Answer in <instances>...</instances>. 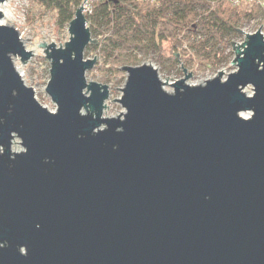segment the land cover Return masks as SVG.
Here are the masks:
<instances>
[{"label":"water","instance_id":"obj_1","mask_svg":"<svg viewBox=\"0 0 264 264\" xmlns=\"http://www.w3.org/2000/svg\"><path fill=\"white\" fill-rule=\"evenodd\" d=\"M86 1L63 47L38 44L55 111L0 24V264H264V34L232 42L235 70L200 85L123 66V112L104 117L108 86L85 78Z\"/></svg>","mask_w":264,"mask_h":264},{"label":"trees","instance_id":"obj_2","mask_svg":"<svg viewBox=\"0 0 264 264\" xmlns=\"http://www.w3.org/2000/svg\"><path fill=\"white\" fill-rule=\"evenodd\" d=\"M36 1L55 11L57 21L70 22L83 0ZM87 6V26L98 42L85 51H96L112 75L138 65L141 57L171 76L183 68L214 71L230 62L242 21L264 16L261 4L228 0H89Z\"/></svg>","mask_w":264,"mask_h":264},{"label":"rangeland","instance_id":"obj_3","mask_svg":"<svg viewBox=\"0 0 264 264\" xmlns=\"http://www.w3.org/2000/svg\"><path fill=\"white\" fill-rule=\"evenodd\" d=\"M6 9L8 10L10 17L9 19H4V23L18 31L19 36L22 37L24 48L32 53L30 58L24 63L21 62L18 56L13 57L14 66L21 74L24 83L33 89L36 100L49 111H55L56 106L45 91L49 79L50 62L46 58L43 51L44 48L38 44L45 43L48 45L53 42L56 47H63L64 42H67L70 38V34L68 33L69 22L57 21L55 11L39 4L36 0H10ZM84 10H86V8ZM258 28L261 33L264 34V16L257 15L251 19L243 20L239 27V30H241L239 32L240 35L233 40L234 44H242L245 40V33H254ZM92 38L97 40L96 37ZM162 48L165 54L169 55L170 45L167 41L162 43ZM94 56L97 58V61L92 69L86 71V81H94L108 86L109 95L104 101L105 107L103 109V116H117L123 112V108L113 99H119L122 95L120 89L124 86L126 72L122 70V73L112 75L106 69V64L101 60L96 51H84V57L92 58ZM233 57L234 54L230 56V62ZM141 60L142 61L139 64L148 63L152 65L157 70L160 79L163 81L166 80L167 82H172L183 77L187 73H191V76L186 80L190 85L203 84L205 80L213 78L220 71L223 72L222 79H224L228 73L235 70V66H232L229 62L223 64L214 71L206 68L200 70L184 68L185 72L182 71L178 76H171L166 74L165 71H162L156 61L152 58L141 57ZM164 88L167 91L172 90L168 85H165ZM243 92L246 95H251L252 87L247 85L243 89ZM241 115L250 116V112H242ZM18 141V139L13 140L12 150L20 151L22 149Z\"/></svg>","mask_w":264,"mask_h":264},{"label":"bare ground","instance_id":"obj_4","mask_svg":"<svg viewBox=\"0 0 264 264\" xmlns=\"http://www.w3.org/2000/svg\"><path fill=\"white\" fill-rule=\"evenodd\" d=\"M9 2H10V0H4V1H2V2H0V14L2 15L1 16V18H0V24L1 25H6L5 23H4V19H9V17H10V14H9V12H8V10L6 9V7L9 5ZM19 38H20V41L22 42V37L21 36H19ZM23 43V42H22ZM17 69V68H16ZM18 71V70H17ZM19 72V71H18ZM21 75V74H20ZM243 118H248V115L247 116H243V115H241Z\"/></svg>","mask_w":264,"mask_h":264},{"label":"built area","instance_id":"obj_5","mask_svg":"<svg viewBox=\"0 0 264 264\" xmlns=\"http://www.w3.org/2000/svg\"><path fill=\"white\" fill-rule=\"evenodd\" d=\"M88 1H89V0H87L86 3H85V5H84L85 8H86V10L88 9V6H87ZM149 1H153V0H149ZM228 1H229V3L232 4V5H238V4H240L241 2L257 3V4H262V2H263V0H228ZM84 11H85V10H84Z\"/></svg>","mask_w":264,"mask_h":264}]
</instances>
